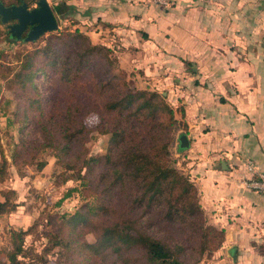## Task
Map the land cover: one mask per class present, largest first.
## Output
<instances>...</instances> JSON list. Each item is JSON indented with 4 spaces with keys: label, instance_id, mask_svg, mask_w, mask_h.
I'll return each mask as SVG.
<instances>
[{
    "label": "trees",
    "instance_id": "trees-1",
    "mask_svg": "<svg viewBox=\"0 0 264 264\" xmlns=\"http://www.w3.org/2000/svg\"><path fill=\"white\" fill-rule=\"evenodd\" d=\"M37 1L0 0L28 7ZM51 7L56 17L75 22L64 0ZM0 33L8 45L25 44L8 30ZM47 33L38 38L43 44L13 49L9 59L0 49V92L13 94L12 101L0 98V110L13 103L8 124L16 123L19 132L12 153L18 172L26 164L41 169L39 155L47 149L62 168V181L80 180L92 197L72 213L48 216L55 227L47 234L49 248H58L55 264H198L211 256L224 229L207 222L196 184L177 165L172 148L183 127L173 105L156 89H135L113 50L78 28ZM92 112L98 117L94 128L84 122ZM31 128L39 140L28 138ZM94 131L109 135L103 154L89 155ZM184 150L176 145L177 153ZM7 174L0 154V184ZM13 198V190L0 189V214L16 205ZM88 232L93 242L85 239ZM28 233L9 231L4 263L25 264L20 257Z\"/></svg>",
    "mask_w": 264,
    "mask_h": 264
},
{
    "label": "crops",
    "instance_id": "crops-1",
    "mask_svg": "<svg viewBox=\"0 0 264 264\" xmlns=\"http://www.w3.org/2000/svg\"><path fill=\"white\" fill-rule=\"evenodd\" d=\"M64 1L73 28L110 47L143 86L164 88L178 110L189 147L177 155L210 223L224 229L214 263L264 264V194L241 183L246 159L264 172V67L244 57L249 38L233 11L213 0Z\"/></svg>",
    "mask_w": 264,
    "mask_h": 264
},
{
    "label": "rangeland",
    "instance_id": "rangeland-1",
    "mask_svg": "<svg viewBox=\"0 0 264 264\" xmlns=\"http://www.w3.org/2000/svg\"><path fill=\"white\" fill-rule=\"evenodd\" d=\"M213 1L219 2L225 7L228 6L231 9L230 11H233L229 15H232L237 21H240V32H245V37L249 38V47L244 57L253 65L264 67V0ZM50 2L53 5L55 0H50ZM222 2H226L227 4H222ZM217 11L222 14V9ZM56 19L59 29H73V23L70 19L67 21L59 17H56ZM242 21H244L245 30L242 29ZM12 22L10 21L4 24L0 21V30H7V24ZM2 37L0 33V49L8 53L7 59H9L13 49H19L23 46L31 48L35 44H43V41L38 39L35 43L25 42V44H22L19 42L14 45H8L3 41ZM21 42L24 41L21 40ZM119 69L125 74L126 79L131 81V84L133 83L132 85L135 89L146 88L138 77L135 78V75H131V72L126 71L123 67H119ZM255 74H259V72L256 71ZM260 74L262 80L264 73L261 72ZM261 85V89H263L264 84ZM163 89L157 88L156 90L162 93L164 91ZM0 98L1 102L7 99L12 101L13 94L10 90L2 88ZM12 104L8 107L6 106V110H0V154L7 161L8 173L7 177L0 184V189L13 190V201L16 205L9 212L0 214V264H6V262H3L6 261L4 249L9 246V231L11 229H28L29 231L24 238V247L26 248L25 256L20 257L25 264H55L58 261V248H49L52 241L50 242L47 236L48 232L55 230V227L49 221L48 216L56 213H72L82 203L92 201V197L85 195L80 180L69 179L62 181V168L56 163L55 157L47 149L43 150L39 155V159L45 160V165L41 169H38L35 164H26L22 166L20 172L16 170L12 164V153L15 143L18 141L19 132L16 123L8 124L10 122L9 119L12 118L9 113L13 107ZM174 110L176 116L178 110L176 108ZM84 122L88 127L94 128L98 123V117L93 112L89 113L84 117ZM181 130L180 127L178 132L175 133V141L172 149L174 156L178 159L177 165L183 169V164H181L180 158L175 151L176 145L178 144L177 136ZM91 135V138L87 142L89 155L103 154L107 147L109 135L100 134L97 131H94ZM28 138L40 139L39 133L35 128L30 129ZM72 188L75 190L68 196H65L68 189ZM205 215L207 222L210 223L208 215L206 213ZM85 239L88 242L94 241L93 235L89 232L85 234ZM213 258L214 253L212 256H204L198 264H218L214 263ZM220 264H232V261L226 259L225 263Z\"/></svg>",
    "mask_w": 264,
    "mask_h": 264
},
{
    "label": "water",
    "instance_id": "water-1",
    "mask_svg": "<svg viewBox=\"0 0 264 264\" xmlns=\"http://www.w3.org/2000/svg\"><path fill=\"white\" fill-rule=\"evenodd\" d=\"M0 21L4 24L13 21L7 24L8 32L24 42L37 40L43 34L59 29L56 16L47 0H38L33 7H28L24 2L10 6L0 2ZM178 146L180 149L189 147L185 133L179 134Z\"/></svg>",
    "mask_w": 264,
    "mask_h": 264
},
{
    "label": "built area",
    "instance_id": "built-area-1",
    "mask_svg": "<svg viewBox=\"0 0 264 264\" xmlns=\"http://www.w3.org/2000/svg\"><path fill=\"white\" fill-rule=\"evenodd\" d=\"M173 0H152L153 3L168 7ZM245 169L249 176L242 179V186L248 190L254 191L259 194H264V172L259 171L253 160H245Z\"/></svg>",
    "mask_w": 264,
    "mask_h": 264
}]
</instances>
